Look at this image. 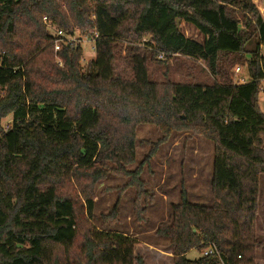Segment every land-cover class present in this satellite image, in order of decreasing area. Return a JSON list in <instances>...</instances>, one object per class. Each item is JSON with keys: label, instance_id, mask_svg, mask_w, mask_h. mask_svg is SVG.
Segmentation results:
<instances>
[{"label": "trees", "instance_id": "16d2710c", "mask_svg": "<svg viewBox=\"0 0 264 264\" xmlns=\"http://www.w3.org/2000/svg\"><path fill=\"white\" fill-rule=\"evenodd\" d=\"M45 18L67 36L95 40L87 70L80 44L55 51ZM178 20L203 41L187 38ZM146 36L150 51L131 57L133 78L116 76L115 44ZM261 47L264 18L253 0H0V264H147L135 238L93 224L96 189L109 175L129 179L138 220L145 216L141 175L160 142L128 170L142 125L164 141L189 132L214 147L213 205L191 203L183 188L156 231L172 264H257ZM176 56L204 62L213 83L151 79L153 64L168 69ZM236 62L247 66L245 84L230 79L226 64ZM211 244L218 255L187 258Z\"/></svg>", "mask_w": 264, "mask_h": 264}, {"label": "rangeland", "instance_id": "374dc122", "mask_svg": "<svg viewBox=\"0 0 264 264\" xmlns=\"http://www.w3.org/2000/svg\"><path fill=\"white\" fill-rule=\"evenodd\" d=\"M253 4L262 14L263 0H253ZM238 20L244 21L246 12L237 10ZM180 29L183 34L198 42L203 37L190 25L181 22ZM76 44H80L84 51L82 66L87 70L88 63L95 59V43L88 42L86 36L76 32ZM149 37L139 41L120 39L115 44V75L125 79L133 78L131 57L134 54L145 55L150 51L147 44ZM168 69L164 66L152 65L150 77L157 82L167 79L172 82L212 84L213 77L204 62L190 60L176 56L169 62ZM241 67V72L236 75L235 69ZM230 79L234 85L248 81L247 66L244 62L226 64ZM168 70L167 77L163 74ZM260 107L264 111V83L260 95ZM10 118L4 121V125ZM160 142L156 155L143 166L141 179L144 181L149 197L141 199V206L145 209L143 220L139 221L135 213L134 202L137 190L125 188L129 179L109 175L96 189V207L94 211V226L101 230L122 233L138 241L136 254L143 257L147 264H172L170 245L167 239L156 235L161 223L171 220L172 207L181 201L183 188L189 195L193 204L211 206L214 203L210 183L213 163L214 147L210 142L197 137L193 133H175L164 141L163 134L153 125H142L136 131V162L128 167L133 171L147 157L152 148ZM119 202V203H118ZM116 209V218H110L111 212ZM105 220V221H104ZM106 222V223H105ZM256 233L259 248L256 252L257 264H264V176L261 178L259 210L256 222ZM203 252V251H202ZM193 250L188 254L189 260H196L203 253Z\"/></svg>", "mask_w": 264, "mask_h": 264}, {"label": "built area", "instance_id": "2783aa9c", "mask_svg": "<svg viewBox=\"0 0 264 264\" xmlns=\"http://www.w3.org/2000/svg\"><path fill=\"white\" fill-rule=\"evenodd\" d=\"M44 21L47 24L48 32L50 33V35L53 38V45H54V48H55V51L56 52L61 51V49L63 48V46H66L68 44H71L73 42L74 43L76 42L74 40V37L75 36H67L64 32H62L60 30H57L52 24L48 23L47 18H45ZM97 38H98V36L96 35L95 36V39H97ZM88 42L95 43V40H91V41H88ZM261 48H262V56L264 58V47H261ZM93 49H95V47ZM240 72H241V67H237L235 69L236 75H239ZM241 84H245V82H242ZM212 255H218V251H217V248H216L215 244L209 245L203 251V255L202 256L207 257V256H212Z\"/></svg>", "mask_w": 264, "mask_h": 264}, {"label": "water", "instance_id": "95a60500", "mask_svg": "<svg viewBox=\"0 0 264 264\" xmlns=\"http://www.w3.org/2000/svg\"><path fill=\"white\" fill-rule=\"evenodd\" d=\"M263 15H264V0H263ZM177 24H178V27H180L181 20H178V21H177Z\"/></svg>", "mask_w": 264, "mask_h": 264}, {"label": "crops", "instance_id": "0c3cea01", "mask_svg": "<svg viewBox=\"0 0 264 264\" xmlns=\"http://www.w3.org/2000/svg\"><path fill=\"white\" fill-rule=\"evenodd\" d=\"M263 111V110H262ZM264 112V111H263ZM189 254V253H188ZM187 257H188V255H187ZM201 257V256H200Z\"/></svg>", "mask_w": 264, "mask_h": 264}]
</instances>
